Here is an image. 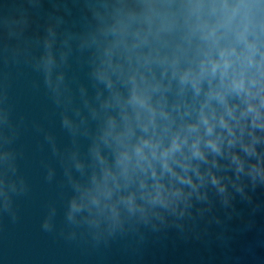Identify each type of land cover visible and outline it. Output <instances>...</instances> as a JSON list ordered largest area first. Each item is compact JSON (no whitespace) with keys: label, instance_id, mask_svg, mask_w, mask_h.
Wrapping results in <instances>:
<instances>
[{"label":"water","instance_id":"water-1","mask_svg":"<svg viewBox=\"0 0 264 264\" xmlns=\"http://www.w3.org/2000/svg\"><path fill=\"white\" fill-rule=\"evenodd\" d=\"M0 264H264V0H0Z\"/></svg>","mask_w":264,"mask_h":264},{"label":"clouds","instance_id":"clouds-1","mask_svg":"<svg viewBox=\"0 0 264 264\" xmlns=\"http://www.w3.org/2000/svg\"><path fill=\"white\" fill-rule=\"evenodd\" d=\"M248 110H249V111H253V109H252L251 106L249 107ZM203 122H204L205 124H208V119H207L206 117H204V118H203ZM220 123H221V126H223V127H228V125H227L226 121H224L223 117H221V119H220ZM229 131L231 132V129H229ZM208 132H209V133L212 132V126H211V125H209V127H208ZM178 139H179V138L177 137L176 139L173 140L171 149L167 150V151L164 153V155H168L170 152L176 151V150H178V149L181 147V144H180V143H177V140H178ZM144 143L147 144L148 141H145ZM208 144L213 148V150H215V151H219L218 145H217V143H216L215 141H213V140H209V141H208ZM197 145H198V141L192 145V148H193V155H201V153H200L199 148H198ZM137 153L140 154V153H141V149L138 148V149H137ZM165 167H166V168L168 167L167 163H165ZM154 199H156V200H160V193H159V192H157V196H156ZM74 207H75V205H74ZM13 219H15V216H14V215H13ZM48 227H49V225H48L47 223H45V224L43 225V228L46 229V230L48 229Z\"/></svg>","mask_w":264,"mask_h":264}]
</instances>
